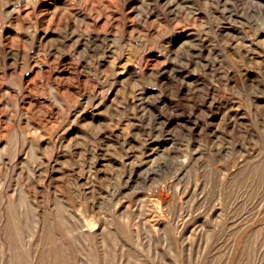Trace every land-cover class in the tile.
I'll return each mask as SVG.
<instances>
[{
    "label": "rangeland",
    "instance_id": "rangeland-1",
    "mask_svg": "<svg viewBox=\"0 0 264 264\" xmlns=\"http://www.w3.org/2000/svg\"><path fill=\"white\" fill-rule=\"evenodd\" d=\"M0 264H264V0H0Z\"/></svg>",
    "mask_w": 264,
    "mask_h": 264
},
{
    "label": "bare ground",
    "instance_id": "bare-ground-1",
    "mask_svg": "<svg viewBox=\"0 0 264 264\" xmlns=\"http://www.w3.org/2000/svg\"><path fill=\"white\" fill-rule=\"evenodd\" d=\"M14 243V242H13Z\"/></svg>",
    "mask_w": 264,
    "mask_h": 264
}]
</instances>
